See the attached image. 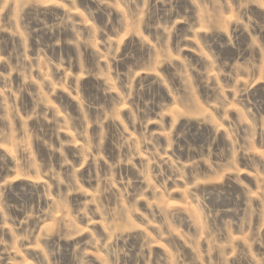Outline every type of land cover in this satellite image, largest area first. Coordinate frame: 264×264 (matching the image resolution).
I'll use <instances>...</instances> for the list:
<instances>
[{
  "label": "rangeland",
  "instance_id": "1",
  "mask_svg": "<svg viewBox=\"0 0 264 264\" xmlns=\"http://www.w3.org/2000/svg\"><path fill=\"white\" fill-rule=\"evenodd\" d=\"M0 264H264V0H0Z\"/></svg>",
  "mask_w": 264,
  "mask_h": 264
}]
</instances>
